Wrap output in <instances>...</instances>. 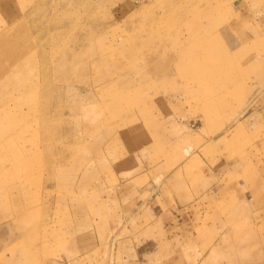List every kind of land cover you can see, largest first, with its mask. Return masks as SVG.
<instances>
[{
  "label": "rangeland",
  "instance_id": "1",
  "mask_svg": "<svg viewBox=\"0 0 264 264\" xmlns=\"http://www.w3.org/2000/svg\"><path fill=\"white\" fill-rule=\"evenodd\" d=\"M0 264H264V0H0Z\"/></svg>",
  "mask_w": 264,
  "mask_h": 264
},
{
  "label": "bare ground",
  "instance_id": "2",
  "mask_svg": "<svg viewBox=\"0 0 264 264\" xmlns=\"http://www.w3.org/2000/svg\"><path fill=\"white\" fill-rule=\"evenodd\" d=\"M100 24V23H99ZM101 29V28H100ZM8 33V32H7ZM7 35V34H6ZM9 35V34H8ZM93 37V36H92ZM96 41H98V40H96ZM99 43V42H98ZM97 43V44H98ZM56 57V56H55ZM105 76V75H104ZM21 151V150H20ZM22 194V193H21ZM19 196H20V194H19ZM19 204V203H18ZM24 222H25V220H24ZM16 224V223H15ZM25 224V223H24ZM19 225H21V224H19ZM23 229V228H22ZM21 231V230H20Z\"/></svg>",
  "mask_w": 264,
  "mask_h": 264
}]
</instances>
